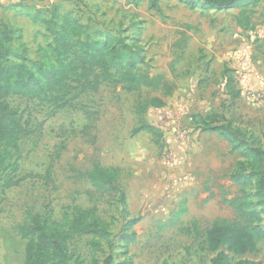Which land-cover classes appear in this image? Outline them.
I'll list each match as a JSON object with an SVG mask.
<instances>
[{
    "label": "rangeland",
    "instance_id": "1",
    "mask_svg": "<svg viewBox=\"0 0 264 264\" xmlns=\"http://www.w3.org/2000/svg\"><path fill=\"white\" fill-rule=\"evenodd\" d=\"M150 1H56L94 38L110 32L139 47L140 68L163 74L175 89L167 95L145 87L126 92L104 82L63 108L6 97L24 131L19 151H11L0 170V264H23L26 240L16 227L30 214L64 230L74 206L95 207L107 232L71 235L65 264H101L109 253L116 264H211L216 251L207 249L205 230L213 222L264 228L251 176L255 158L242 146L264 149V103L251 99L253 92L264 94V0L253 8L248 27L237 25V8L201 2L190 8V0H158L154 8ZM15 16L0 9V20L10 25H17ZM18 20L28 50L24 62L31 66L37 46L51 37ZM225 76L232 78L229 86ZM153 96L165 105L145 107ZM226 121L240 129L241 144L209 129ZM140 122L154 126L155 134L133 133ZM94 162L119 169L117 189H97L78 176ZM238 171L244 181L232 177ZM131 232L134 238L125 244L122 237ZM229 255L264 263V239L253 252Z\"/></svg>",
    "mask_w": 264,
    "mask_h": 264
},
{
    "label": "trees",
    "instance_id": "2",
    "mask_svg": "<svg viewBox=\"0 0 264 264\" xmlns=\"http://www.w3.org/2000/svg\"><path fill=\"white\" fill-rule=\"evenodd\" d=\"M260 1L190 0L189 7L195 8L201 2L206 7L237 8V25L248 27L253 8ZM150 6L157 8L158 0H151ZM34 21L44 25L51 39L46 45L37 46L36 59L29 66L24 62L28 50L21 28L0 20V170L5 168V160L11 151H19V140L24 131L17 110L5 100L9 95L37 99L63 108L73 107L76 98L86 92H96L104 82L119 84L126 92L139 91L145 87L161 90L167 95L175 89V85L163 74L152 75L140 68L144 60L139 47L110 32L105 33L102 39L94 38L86 24L74 17L71 11L61 12L59 5L51 7L48 17H36ZM225 77L226 85L229 86L232 78ZM164 105L163 97L153 96L145 107L160 108ZM215 116L209 119L210 124L216 121ZM209 129L218 130L239 144L242 142L239 139L240 129L230 121L212 125ZM141 130L155 134L154 126L145 122H140L132 132ZM242 146H246L245 154L255 158L251 176L254 178L258 203L264 212V149L245 143ZM118 172V168H108L94 162L90 169L79 172L78 176L86 178L97 189L112 190L118 188ZM232 177L236 181H244L246 175L238 171ZM119 193L124 202L123 191ZM88 194L92 193L88 191ZM255 214L259 215L257 212ZM16 229L20 238L26 240L23 264H65L66 241L71 235L83 233L104 236L107 232L105 223L96 216L95 207L78 206L72 208L67 229H61L39 213L30 214L28 220L18 224ZM125 234L122 238L128 244L134 236L132 232ZM260 239H264V228L241 224L236 220L213 222L205 230L207 249L216 251L211 264H264L247 258L232 261L229 255L241 256L255 251ZM101 264L116 263L109 253Z\"/></svg>",
    "mask_w": 264,
    "mask_h": 264
},
{
    "label": "crops",
    "instance_id": "3",
    "mask_svg": "<svg viewBox=\"0 0 264 264\" xmlns=\"http://www.w3.org/2000/svg\"><path fill=\"white\" fill-rule=\"evenodd\" d=\"M56 1L57 0H0V9L7 7L8 10H11V12L16 15V20H14V22H16L17 27L21 28L22 35L24 29L22 28V24L19 23L18 18L29 20L31 25L45 32L44 25L39 21H34V18L40 16L45 17V13H48L52 6L58 5Z\"/></svg>",
    "mask_w": 264,
    "mask_h": 264
},
{
    "label": "built area",
    "instance_id": "4",
    "mask_svg": "<svg viewBox=\"0 0 264 264\" xmlns=\"http://www.w3.org/2000/svg\"><path fill=\"white\" fill-rule=\"evenodd\" d=\"M251 99L253 101H255L256 103L263 104L264 103V94L253 92L251 94ZM164 154L166 155V157L171 158L170 156H172V151L170 149H165Z\"/></svg>",
    "mask_w": 264,
    "mask_h": 264
}]
</instances>
